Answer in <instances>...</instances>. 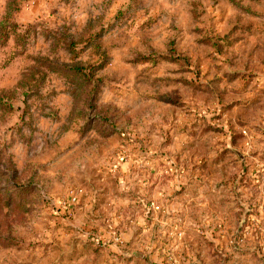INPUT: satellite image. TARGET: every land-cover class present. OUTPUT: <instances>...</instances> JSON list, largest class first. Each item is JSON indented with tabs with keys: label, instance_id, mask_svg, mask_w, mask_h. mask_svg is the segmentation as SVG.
<instances>
[{
	"label": "rangeland",
	"instance_id": "1",
	"mask_svg": "<svg viewBox=\"0 0 264 264\" xmlns=\"http://www.w3.org/2000/svg\"><path fill=\"white\" fill-rule=\"evenodd\" d=\"M0 264H264V0H0Z\"/></svg>",
	"mask_w": 264,
	"mask_h": 264
}]
</instances>
